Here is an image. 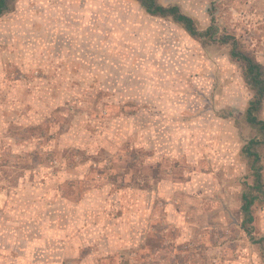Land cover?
I'll list each match as a JSON object with an SVG mask.
<instances>
[{
  "label": "rangeland",
  "instance_id": "rangeland-1",
  "mask_svg": "<svg viewBox=\"0 0 264 264\" xmlns=\"http://www.w3.org/2000/svg\"><path fill=\"white\" fill-rule=\"evenodd\" d=\"M158 2L264 67V0ZM251 99L228 46L132 0H15L0 17V264H264L241 229ZM252 213L264 237V202Z\"/></svg>",
  "mask_w": 264,
  "mask_h": 264
},
{
  "label": "trees",
  "instance_id": "trees-1",
  "mask_svg": "<svg viewBox=\"0 0 264 264\" xmlns=\"http://www.w3.org/2000/svg\"><path fill=\"white\" fill-rule=\"evenodd\" d=\"M15 0H0V17L7 13ZM137 3L143 12L154 18L169 19L179 25L191 38L202 40L205 43L215 41L229 47L230 58L239 64L245 84L252 92V99L245 110V120L260 135V139H250L243 148L245 157L249 160L252 183L241 195L240 211L243 216L241 229L249 240L258 245L264 254V237L254 238L252 208L256 203L264 202V178L261 157L257 151L264 145V121L259 119V113L264 104V67L254 57L241 49L234 37L222 36L216 40L217 29L208 27L199 31L194 20L181 12L176 5L164 6L158 0H132Z\"/></svg>",
  "mask_w": 264,
  "mask_h": 264
},
{
  "label": "crops",
  "instance_id": "crops-1",
  "mask_svg": "<svg viewBox=\"0 0 264 264\" xmlns=\"http://www.w3.org/2000/svg\"><path fill=\"white\" fill-rule=\"evenodd\" d=\"M246 143H247V142H246ZM245 145H246V144H245ZM245 145H244V146H245ZM244 146H243V148H244ZM243 148H242V152H243ZM243 153H244V152H243ZM263 178H264V177H263Z\"/></svg>",
  "mask_w": 264,
  "mask_h": 264
}]
</instances>
